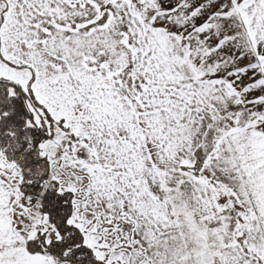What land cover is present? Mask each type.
<instances>
[{"label": "snow or ice", "instance_id": "obj_1", "mask_svg": "<svg viewBox=\"0 0 264 264\" xmlns=\"http://www.w3.org/2000/svg\"><path fill=\"white\" fill-rule=\"evenodd\" d=\"M0 264H264V0H0Z\"/></svg>", "mask_w": 264, "mask_h": 264}]
</instances>
